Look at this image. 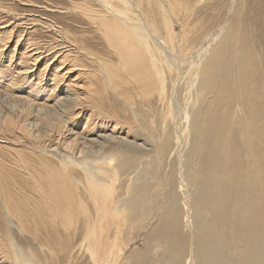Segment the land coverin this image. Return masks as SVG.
I'll list each match as a JSON object with an SVG mask.
<instances>
[{
    "label": "rangeland",
    "instance_id": "rangeland-1",
    "mask_svg": "<svg viewBox=\"0 0 264 264\" xmlns=\"http://www.w3.org/2000/svg\"><path fill=\"white\" fill-rule=\"evenodd\" d=\"M179 1L183 4L182 8L169 17L174 44V51L171 52L168 49L172 45L166 38L167 30L160 15L151 6L148 7L145 0H0V164L8 179H11L9 181L14 183H9V190L13 194L15 192L18 201L26 196L34 198L29 178L35 173L39 179L44 173L41 168L46 167V162V165L49 164L47 166L53 165L51 168L59 169L63 174L68 173L72 188L76 190L74 197L77 210L75 219H72L74 225L70 229L69 226L65 229L62 227L64 225H57L55 230H51L38 225V228L34 227L30 220L22 226L14 217L6 214L0 202V264H100L97 255L100 257L104 245L100 231L105 229V223L101 221L105 210L102 205L105 185L114 188L111 203H107L108 214L109 209L115 207L113 200L116 192L126 201L128 192L136 184L153 182L148 171L150 163L154 162L152 159L157 161L154 164H160L157 138H153L156 132L151 136L152 133L139 124L144 120V113H150L152 117L164 113L167 104L170 108L172 97L177 106L184 109L190 87L187 65L192 61L190 58H193L194 53V57L199 54L202 61L207 60L209 50L205 54L198 51L213 47L225 35L237 32V43H252L255 47L249 46L264 61V0ZM86 6L88 10L94 9V15L106 17L107 24H116L120 22L117 18L131 16L129 13H135L132 9L150 19L151 25L148 26L155 41L146 31L138 30L152 54L156 74L159 75L156 77L158 86L162 84L159 92L163 91L164 98L161 101L156 90H143L144 93L124 83L119 57L112 45L103 38L101 27L98 28L99 22L85 15L89 12L80 10V7L85 9ZM119 6H122V11ZM241 9L242 14L238 15ZM113 19L116 22H112ZM129 28L136 32L135 27ZM212 38L215 41L208 45ZM159 45L167 54L178 57L180 68L184 69L183 74L180 72L181 79H178L176 71L170 76L166 72L165 58ZM109 64H114L116 68L120 66L110 72L116 85L111 76L110 80L104 78L103 68ZM148 93L151 98L149 95L146 97ZM146 124L153 125V121H147ZM154 127L151 129L154 130ZM189 139L190 135L187 136V142H190ZM182 146L176 150L177 145L174 143L169 153L171 157L168 156L166 162H162L163 182H167L165 177L170 174L175 176V180L182 177L183 169L177 160L179 154L182 163L184 161L185 146ZM119 157L121 162H126L128 157L140 158L138 162L141 165L133 169L134 173L131 171L132 180L126 181L125 176L121 178L117 169ZM38 162H41L40 166ZM165 166H170L169 171ZM23 167L30 174L23 171ZM25 176L29 181H26ZM175 184L178 185L176 181ZM120 202L122 206V200ZM80 210L83 211L82 215ZM128 232L123 231L119 235L121 245L120 241L117 243L122 246L123 252L116 264H129L124 257L143 250L144 238L137 231ZM183 232L190 233V228ZM154 251L159 252V248H154L152 253Z\"/></svg>",
    "mask_w": 264,
    "mask_h": 264
},
{
    "label": "bare ground",
    "instance_id": "bare-ground-1",
    "mask_svg": "<svg viewBox=\"0 0 264 264\" xmlns=\"http://www.w3.org/2000/svg\"><path fill=\"white\" fill-rule=\"evenodd\" d=\"M145 2L148 7L151 6V9L159 13L161 22L167 30L166 38L172 45L168 51L172 52L174 44L169 17L180 11L183 4L179 0H145ZM115 5L119 4L115 3ZM129 6L131 7V4ZM87 7L85 9L80 7V10L84 13L89 12L85 15L93 17L94 22L95 20L99 22L98 28L101 27L103 38L112 45L119 57L118 63L124 73V83L131 84L142 92L156 90L161 101L162 97L164 98L163 91L159 92L162 84L158 86L159 80L156 77L159 75L156 74L152 54L147 41L142 39L141 31L138 30L140 28L146 31L155 41L148 26L151 25L150 19L145 14L132 9L131 11L135 12L129 13L132 19L124 16L116 19L124 23L123 25L116 22L115 18L112 22L115 21L116 24H107L106 17L94 15V9L92 8L91 11L90 7V10ZM121 7L119 6V9ZM120 10L119 12L122 11ZM118 14L120 16V13ZM240 14L242 9L238 15ZM129 27H135L136 32H132ZM237 35V32L225 35L213 47L200 49L198 53L204 54L209 50V58L205 61L199 58V54L194 57L193 53V58H190L192 61L187 64L190 72L188 81L190 87L184 109L177 106L172 97L170 108L167 104L164 113L153 117L149 115L150 113H144L142 118L144 120L139 124L144 130L152 133L151 136L156 132L153 138H157L159 147L156 149L159 152L160 164H154L157 162L156 159L150 157L154 162H149L151 168L148 171L150 177L154 179L153 182L138 183L130 188L126 201H123L122 195L116 192L113 200L115 207L109 209L108 214L107 203H111L114 188L105 185L106 193H102L104 195H102L104 197L102 205L105 210L101 215L105 229L100 231L104 245L100 257L97 255L100 264H116L119 261L123 252L119 235L128 230V233L137 231L138 235L144 238L142 251L124 257L129 264H264V61L261 55L250 47L255 45L237 43ZM214 41L215 39H210L208 42L211 43L208 45ZM256 41L258 43V40ZM159 48L161 52L163 51L166 72L170 76L176 71L178 79H181L184 69L181 70L178 57L174 55L172 57V53L167 54L160 45ZM110 64L111 67L102 66L105 71L104 78L107 80H110L111 69L120 67L116 68L113 67L114 64ZM113 84L117 83L113 80ZM148 95L149 93L146 97ZM147 121H153V125H147ZM153 126H155L154 130L151 129ZM188 135L190 142L186 140ZM174 143L177 145L176 150L182 145L185 146L183 163L181 155L177 154L178 164L183 169L180 175L182 177L175 180L174 175L166 174L167 182H163L162 164L171 155L169 153ZM139 160L138 157H128L126 162H121L119 157L117 169L122 179V176H125L126 181L132 178L133 169L141 165ZM47 165L45 162L46 167L41 166L43 170L41 171L44 173L41 172L42 176H38L39 179L31 172L32 170L30 171L32 174L29 183L33 184L32 187L30 184V188L36 197L26 196L25 199L22 198L24 201L19 200V203L15 192L13 194L11 193L13 191L9 190L11 179H8L0 164V202L6 214L14 217L22 226L30 220L34 227L38 225L43 229L49 227L48 229L55 230L57 225H64L62 227L66 229L69 226L70 229V226L74 225L72 219H75V211H77L76 197H74L76 190L72 188L68 173L63 174V171L59 172V169L51 168L53 165L51 167ZM169 167L166 168L167 171ZM23 171L29 173L26 167H23ZM24 178L26 179V176ZM141 178L145 179L143 175ZM163 183H167L169 190ZM121 200L122 206H120ZM79 206L81 209V205ZM80 211L82 215L83 211ZM188 228L190 233H184L183 230ZM119 241L120 245L117 243ZM154 248H159V252L152 253Z\"/></svg>",
    "mask_w": 264,
    "mask_h": 264
}]
</instances>
